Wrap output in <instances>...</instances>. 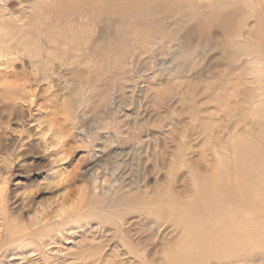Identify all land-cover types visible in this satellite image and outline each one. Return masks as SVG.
<instances>
[{
	"label": "rangeland",
	"instance_id": "obj_1",
	"mask_svg": "<svg viewBox=\"0 0 264 264\" xmlns=\"http://www.w3.org/2000/svg\"><path fill=\"white\" fill-rule=\"evenodd\" d=\"M1 50L3 264H264V0H0Z\"/></svg>",
	"mask_w": 264,
	"mask_h": 264
},
{
	"label": "bare ground",
	"instance_id": "obj_2",
	"mask_svg": "<svg viewBox=\"0 0 264 264\" xmlns=\"http://www.w3.org/2000/svg\"><path fill=\"white\" fill-rule=\"evenodd\" d=\"M96 10V9H95ZM229 16V15H228ZM29 34V33H28ZM74 41V40H73ZM94 47V46H93ZM76 49V48H74ZM80 49V48H79ZM3 50L0 51V53L2 52ZM39 51V50H38ZM261 147L263 148V151H264V145H261ZM208 176V175H207ZM197 180V179H196ZM101 181V180H100ZM199 181V180H198ZM103 182V181H102ZM197 182V181H196ZM195 182V184H196ZM262 182V181H260ZM111 183V182H110ZM200 184V187L202 188V192L205 193V195H208L207 196V203H206V208L207 206H210L211 209H213L214 207H216V210H217V207H218V210L219 208L221 209V211H225L226 209V181L225 179H214V178H209V179H204V180H201L199 182ZM102 184V183H101ZM256 184V183H255ZM122 185V184H121ZM127 185V184H126ZM198 185V183H197ZM110 185H105L104 183L102 184L101 186V190L102 191H107L109 192L110 190ZM118 186V185H117ZM258 186V190L261 189L262 190V193H264V183H260ZM112 187V186H111ZM116 187V186H115ZM123 187V186H122ZM194 187V185H193ZM251 187V186H250ZM256 187V186H255ZM109 188V189H107ZM242 188V187H241ZM117 190V189H116ZM131 191V190H130ZM243 192V191H242ZM250 192V191H249ZM111 193V192H110ZM228 193V192H227ZM201 194V193H200ZM231 195V194H230ZM239 195V194H238ZM200 196V195H199ZM232 196V195H231ZM240 196V195H239ZM181 200V199H180ZM257 200V199H256ZM254 201V205L255 204H258L261 205L264 201V199H260L259 201ZM168 201V200H167ZM239 203L240 205L242 206L243 204V200L242 199H239ZM165 203V202H164ZM182 203V201H181ZM185 203V202H184ZM194 204V202H193ZM196 204V203H195ZM200 204V203H199ZM170 205V204H169ZM197 205V204H196ZM193 206V205H192ZM165 207V206H164ZM170 207V206H169ZM173 207V206H172ZM188 207V206H186ZM244 208V207H243ZM198 211H202V210H205L203 208H198ZM190 210V209H189ZM180 211V210H179ZM211 210L209 209H206L205 210V213L206 215L209 214ZM169 212V211H168ZM174 212V211H173ZM80 213V212H79ZM194 213V212H193ZM215 213V212H214ZM218 213V212H216ZM165 214V213H164ZM178 214V213H177ZM222 214V213H221ZM219 214V215H221ZM214 215V214H213ZM218 215V216H219ZM86 216V215H85ZM178 216L180 218H183L181 217L182 215L178 214ZM191 216V215H190ZM217 216V215H216ZM163 217V216H162ZM175 217V216H174ZM221 217V216H220ZM223 218H220L222 219V224L223 226H226V218L224 216H222ZM237 217V216H236ZM239 217V216H238ZM62 218V217H60ZM175 219V218H174ZM199 219V218H198ZM238 219H242V221H245L247 222L248 220L251 222L250 219H247L246 217H241V218H238ZM238 219H234L232 221V223H236ZM63 220V218H62ZM159 220V219H158ZM176 221V220H175ZM148 221H146L147 223ZM150 223V222H149ZM155 223V222H154ZM157 224V223H155ZM179 224V222H178ZM247 224V223H246ZM90 225V224H89ZM149 226V225H148ZM222 227V226H221ZM22 228V227H21ZM152 228V227H151ZM72 229V228H71ZM10 230V229H9ZM24 230V228L22 229ZM22 230H13L11 232V236L8 237V239L5 237L3 238V235L0 236V257L1 258H8V245L10 244H17L19 245L20 243L18 242H21V240H23L24 238H26L29 233H25V232H22ZM160 230V229H159ZM213 230V229H211ZM21 231V232H20ZM61 231V230H60ZM122 231V230H121ZM17 232H20V235L19 236H15V234H17ZM10 233H8V236H9ZM204 239L202 240V247L205 248L206 250L202 253V254H209V256L213 259V258H217V259H224L223 257H226V231L224 230L223 232H221V230H214L213 233L209 234L207 233L206 235H203L202 236ZM201 238V237H200ZM202 239V238H201ZM205 240V241H204ZM189 241V240H188ZM197 242V241H196ZM207 244V246H205ZM211 244H214V245H224V249L225 250H222V251H207V249H209V246ZM229 244V242H228ZM240 245V244H239ZM18 254V253H17ZM201 254V251L199 252V255ZM13 258H15L13 256ZM13 258H9V260L13 259ZM226 260V258L224 259ZM2 259H0V264H3L2 263ZM10 263V262H8ZM221 263V262H220Z\"/></svg>",
	"mask_w": 264,
	"mask_h": 264
}]
</instances>
